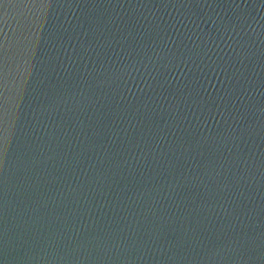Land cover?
I'll list each match as a JSON object with an SVG mask.
<instances>
[{"label":"water","instance_id":"1","mask_svg":"<svg viewBox=\"0 0 264 264\" xmlns=\"http://www.w3.org/2000/svg\"><path fill=\"white\" fill-rule=\"evenodd\" d=\"M0 264H264V0H0Z\"/></svg>","mask_w":264,"mask_h":264}]
</instances>
